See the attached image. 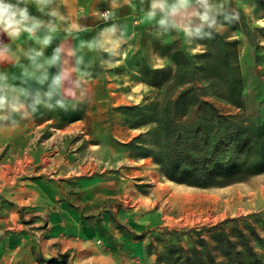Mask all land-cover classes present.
<instances>
[{"label":"rangeland","instance_id":"rangeland-1","mask_svg":"<svg viewBox=\"0 0 264 264\" xmlns=\"http://www.w3.org/2000/svg\"><path fill=\"white\" fill-rule=\"evenodd\" d=\"M236 10L239 22L218 29L199 48L182 33L158 37L152 25H135L111 63L101 55V75L85 110L63 114L58 126L7 129L12 139L0 149V164L13 162L11 156L3 160L11 153L62 151L73 173L58 181L71 183L64 188L70 196H77L78 177L133 169L135 187L119 202L128 209L142 205L145 215L156 213L159 221L136 235L147 239L143 252L117 255L116 264H155L169 241L178 243L169 231L199 230L230 218H244L264 240V172L227 186L194 187L167 179L155 158L169 138L181 143L193 135L197 113L210 109L191 97L236 117L249 132L264 126V0H240ZM40 249L36 244L39 263L74 264L70 253L50 257ZM257 250L263 254L264 245Z\"/></svg>","mask_w":264,"mask_h":264},{"label":"crops","instance_id":"crops-1","mask_svg":"<svg viewBox=\"0 0 264 264\" xmlns=\"http://www.w3.org/2000/svg\"><path fill=\"white\" fill-rule=\"evenodd\" d=\"M25 3L45 26L35 33L24 32L19 38L0 32V73L26 80L23 86L28 89L45 91L51 76L63 70L66 79L60 93L69 109L48 111L41 106L42 115L20 120L15 127L0 128V149L12 139L5 136L7 129L58 126L63 114L67 118L70 113L85 110L94 96L96 75H101L100 57L108 55L89 49L87 43L98 37L107 24L127 25L129 36L135 25L152 23L141 10V0H51L43 10L35 0ZM239 4L240 0H232L235 9ZM53 10L57 14L49 15ZM107 11L118 19L105 22L102 14ZM45 36L52 38L49 45L43 44ZM56 47L62 49L61 60L48 68V80L41 84V73L34 71L24 53L30 48L42 49V59H46ZM11 82L19 84L20 80ZM5 156L3 160L11 156L13 162L0 164V264H42L34 252L36 244H40L45 256L70 253L74 264H116L117 255L143 252L147 239L136 235L157 225L159 220L156 213L145 215L142 205L128 209L119 202L135 187L133 169H98L88 177H78L77 196H70L64 188L71 183L58 181L73 173L62 151ZM114 216L117 220L112 219ZM40 223L44 228L37 230L35 226ZM96 241L100 244L96 245Z\"/></svg>","mask_w":264,"mask_h":264},{"label":"trees","instance_id":"trees-1","mask_svg":"<svg viewBox=\"0 0 264 264\" xmlns=\"http://www.w3.org/2000/svg\"><path fill=\"white\" fill-rule=\"evenodd\" d=\"M191 99L210 109L197 113L193 135L182 138L181 143L180 137L169 138L155 156L167 179L209 188L263 173L264 126L253 127L249 132L239 126L236 117L224 114L209 101ZM243 220L230 218L199 230H171L168 233L178 243L169 241L155 264L163 261L165 264H264V253L257 250L264 240L250 222ZM182 235L187 238V244Z\"/></svg>","mask_w":264,"mask_h":264},{"label":"clouds","instance_id":"clouds-1","mask_svg":"<svg viewBox=\"0 0 264 264\" xmlns=\"http://www.w3.org/2000/svg\"><path fill=\"white\" fill-rule=\"evenodd\" d=\"M142 11L145 13L158 37L172 33H182L185 42L189 45L201 46L202 41L214 40L218 29L225 25L239 22V12L232 6V0H141ZM35 3L43 8L47 7L51 0H35ZM53 10L49 15L55 16ZM105 22L116 21L118 17L107 11L102 14ZM45 26V22L33 15L25 0H0V32L10 38H19L22 33H35ZM49 29L51 25L49 24ZM51 36H45L44 45H49ZM129 36L127 25H119L115 22L107 24L98 37L87 43L91 50H101L108 54L106 63H111L113 57L120 53V48L127 43ZM62 49L56 47L51 57H44L43 50L28 49L24 55L29 60L35 72L41 73L39 83L48 80V68L57 66L61 60ZM3 58V53H0ZM66 76L64 71H58L51 76L47 90L33 91L23 86L26 80L19 77H9L0 73V128L15 127L20 120L33 118L41 114V106L48 111L57 108L67 111L69 105L61 97L60 89L63 88ZM20 80L19 84L11 81ZM60 97V98H56ZM55 99V103L53 100Z\"/></svg>","mask_w":264,"mask_h":264}]
</instances>
